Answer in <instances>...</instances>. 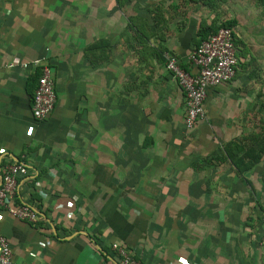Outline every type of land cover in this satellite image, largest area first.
<instances>
[{"label":"crops","instance_id":"0c3cea01","mask_svg":"<svg viewBox=\"0 0 264 264\" xmlns=\"http://www.w3.org/2000/svg\"><path fill=\"white\" fill-rule=\"evenodd\" d=\"M177 4L0 0V184L24 164L17 200L37 216L0 210L15 263L119 264L117 243L143 264H262L264 155L246 169L243 152L264 128L262 52L246 55L254 70L241 57L231 81L208 90L204 119L186 130L163 55L190 70L200 16L180 21ZM34 61L55 83L44 121L31 113Z\"/></svg>","mask_w":264,"mask_h":264},{"label":"built area","instance_id":"2783aa9c","mask_svg":"<svg viewBox=\"0 0 264 264\" xmlns=\"http://www.w3.org/2000/svg\"><path fill=\"white\" fill-rule=\"evenodd\" d=\"M163 56L166 70L176 80L185 97L184 127L192 130L205 117L204 103L208 90L228 83L235 75L238 58L233 33L229 28H220L194 48L187 60L189 71L181 67L175 55L164 53ZM33 65L39 67L40 75L32 97L31 113L36 121H44L56 105L55 83L48 66L41 65L40 61H34ZM22 67L27 68L28 65L23 64ZM27 173L26 166L21 163H13L5 168L0 184V210H6L19 221L34 223L37 217L34 208L17 200L20 181L26 178ZM262 225L264 228V218ZM260 244L264 264V232ZM111 247L119 264H143L125 246L114 243ZM0 264H17L12 258L9 241L1 235Z\"/></svg>","mask_w":264,"mask_h":264},{"label":"rangeland","instance_id":"374dc122","mask_svg":"<svg viewBox=\"0 0 264 264\" xmlns=\"http://www.w3.org/2000/svg\"><path fill=\"white\" fill-rule=\"evenodd\" d=\"M151 8L152 11H156V9L159 11L161 9V4L157 2L149 9ZM194 10L207 22L213 20H216L217 22L236 20L237 25L233 29L238 40H241L243 44V59H245L249 52H254V55L256 56V50H258L259 53L262 52V55H259V60H264V13L259 11L253 1L227 0L226 3L219 4L213 11H208L201 7H195L194 9L180 8L178 11L180 14V21L186 19L189 13ZM246 59L248 62L245 66L254 70L253 66H256L257 64H252V62H250V56H247ZM259 116L264 120V112L260 113Z\"/></svg>","mask_w":264,"mask_h":264},{"label":"trees","instance_id":"16d2710c","mask_svg":"<svg viewBox=\"0 0 264 264\" xmlns=\"http://www.w3.org/2000/svg\"><path fill=\"white\" fill-rule=\"evenodd\" d=\"M132 1L133 0H115V3L119 8H123L124 6H126L128 3ZM251 1L254 2V4L258 7L260 12L264 13V0H251ZM226 2L227 0H178V4L174 6L173 9L174 10L178 9L179 11L180 8H189V9L193 8L194 9L195 7H201V8L207 9L208 11H213L219 4H224ZM159 11L156 9V11L154 12H156V14L159 16L160 15ZM130 22L131 24H134L133 19H130ZM143 22L144 21H142V23ZM236 25H237L236 20H224L220 22L213 20V21L207 22L206 20H203L202 17H200V21L198 23V29L196 33L197 39H196L194 48H196L201 42L206 40L209 36L215 34L220 28H229L232 31L233 36H234V45L237 49V58L239 62L241 57L244 55V53L242 52L244 49H243V44L241 40H238L236 33L234 32L233 28ZM96 48H97V45H92L89 48H87L84 53L85 54L90 53ZM183 69L185 70V68ZM246 140L249 141V145L248 147H246L245 151L243 150V152H244V157L247 158L249 162L246 167V169H248L251 166L256 165L262 159V156L264 155V128H260L257 133L252 134L250 137L246 138ZM225 152L227 156L231 159V161L239 168L240 160L235 158L234 153L241 152L240 144H237L235 142L229 143L225 147ZM240 173H241V169H240Z\"/></svg>","mask_w":264,"mask_h":264}]
</instances>
